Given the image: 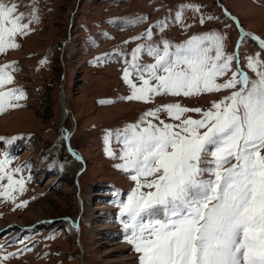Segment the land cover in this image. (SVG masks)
<instances>
[{
    "label": "rangeland",
    "instance_id": "1",
    "mask_svg": "<svg viewBox=\"0 0 264 264\" xmlns=\"http://www.w3.org/2000/svg\"><path fill=\"white\" fill-rule=\"evenodd\" d=\"M5 2L18 5L29 28L14 38L17 47L0 53V65H10L5 71L12 76L0 91L22 94L12 101L18 107L6 103L0 111V264H139L121 222L127 217H121L120 205L136 185L132 172L115 167L122 163L117 130L161 105L208 110L232 90L124 99L131 94L123 79L126 62L138 44L175 46L216 33L224 37V51L236 57L233 70L255 79L247 59L264 62L256 39H264V0H81L76 10L77 0ZM150 27L149 40L143 34ZM139 62L154 58L142 52ZM131 79L139 85L136 76ZM62 82L68 116L60 126ZM147 119L179 123L165 112L160 120ZM65 129L82 161L68 152ZM108 133L113 135L106 145ZM106 147L115 155H107ZM8 175L23 187H9Z\"/></svg>",
    "mask_w": 264,
    "mask_h": 264
},
{
    "label": "snow or ice",
    "instance_id": "2",
    "mask_svg": "<svg viewBox=\"0 0 264 264\" xmlns=\"http://www.w3.org/2000/svg\"><path fill=\"white\" fill-rule=\"evenodd\" d=\"M17 10V4L0 0V53L17 47L14 38L29 28ZM143 35L150 40L151 27ZM256 39L264 48V39ZM223 40L211 33L175 46L142 43L126 62L123 79L131 94L124 99L149 102L157 95L232 90L208 110L161 105L117 130L122 163L115 167L132 172L136 185L120 205L121 217H127L121 222L139 264H264V62L248 57L255 79L233 70L236 57L224 51ZM142 52L154 62L140 63ZM9 67L0 65V86L12 81ZM229 71L231 77L218 83ZM17 91H0V111L6 103L19 106L12 102L22 98ZM161 112L179 123L160 120ZM188 112L200 118H184ZM112 135H106V145ZM105 151L115 155L110 147ZM8 181L9 187H23L11 175Z\"/></svg>",
    "mask_w": 264,
    "mask_h": 264
},
{
    "label": "water",
    "instance_id": "3",
    "mask_svg": "<svg viewBox=\"0 0 264 264\" xmlns=\"http://www.w3.org/2000/svg\"><path fill=\"white\" fill-rule=\"evenodd\" d=\"M79 1H81V0H77V2H76V6H75V10H76V8H77V6H78V4H79ZM225 11V10H224ZM226 12V14L228 15V16H231V15H229V13L227 12V11H225ZM231 18H233V20H235V22H236V19L233 17V16H231ZM71 21H72V19H71ZM71 24H72V22H71ZM63 82L61 83V85H60V87H59V90H58V94H59V96H60V98H62L63 100L65 99L64 98V89H63ZM63 103H64V116H63V119L67 116V108H66V106H65V104H66V102H65V100L63 101ZM69 134H70V131H68V130H66L65 131V133H64V140H65V143H66V147H67V150H68V152L73 156V157H75L76 159H79L80 161H82V159L80 158V156L78 155V153H76L74 150H72L71 149V147L69 146V140H68V138H69ZM81 171V170H80ZM80 171L78 172V173H80ZM75 182H76V185H77V187H78V183H77V180H75ZM79 201H80V199H79ZM81 202V201H80ZM78 219L75 221V223H74V226H78Z\"/></svg>",
    "mask_w": 264,
    "mask_h": 264
},
{
    "label": "bare ground",
    "instance_id": "4",
    "mask_svg": "<svg viewBox=\"0 0 264 264\" xmlns=\"http://www.w3.org/2000/svg\"><path fill=\"white\" fill-rule=\"evenodd\" d=\"M59 98H60V96H59ZM65 100V99H64ZM62 98H60V109L62 110V116H61V119H60V126H63V122L66 120V118H67V116H68V109H67V116L63 119V116H64V103H63V101H64ZM65 106H66V104H65ZM66 108H67V106H66ZM67 129H65V131H66ZM64 132V131H63ZM76 152V151H75ZM77 153V152H76Z\"/></svg>",
    "mask_w": 264,
    "mask_h": 264
}]
</instances>
